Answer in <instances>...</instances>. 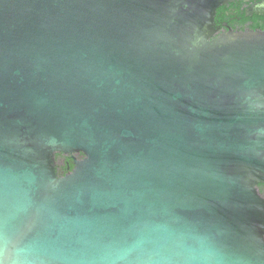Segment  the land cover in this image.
Returning a JSON list of instances; mask_svg holds the SVG:
<instances>
[{
  "label": "water",
  "instance_id": "water-1",
  "mask_svg": "<svg viewBox=\"0 0 264 264\" xmlns=\"http://www.w3.org/2000/svg\"><path fill=\"white\" fill-rule=\"evenodd\" d=\"M231 1L0 0V264H264V29L220 31Z\"/></svg>",
  "mask_w": 264,
  "mask_h": 264
},
{
  "label": "flooded vegetation",
  "instance_id": "flooded-vegetation-1",
  "mask_svg": "<svg viewBox=\"0 0 264 264\" xmlns=\"http://www.w3.org/2000/svg\"><path fill=\"white\" fill-rule=\"evenodd\" d=\"M216 25L220 31L229 28L234 30L264 29V0H234L221 5L216 12ZM73 157L82 158L83 154H64L56 159V167L61 175L73 169ZM258 188L264 197V183H260Z\"/></svg>",
  "mask_w": 264,
  "mask_h": 264
},
{
  "label": "trees",
  "instance_id": "trees-1",
  "mask_svg": "<svg viewBox=\"0 0 264 264\" xmlns=\"http://www.w3.org/2000/svg\"><path fill=\"white\" fill-rule=\"evenodd\" d=\"M64 154L63 153H57L56 154V159H58L59 157H62ZM70 161H71V159H70ZM71 165H72V167H73V163L71 162Z\"/></svg>",
  "mask_w": 264,
  "mask_h": 264
}]
</instances>
